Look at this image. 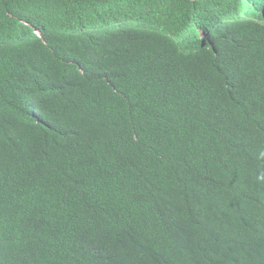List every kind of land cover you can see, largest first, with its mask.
I'll return each instance as SVG.
<instances>
[{"label":"trees","instance_id":"trees-1","mask_svg":"<svg viewBox=\"0 0 264 264\" xmlns=\"http://www.w3.org/2000/svg\"><path fill=\"white\" fill-rule=\"evenodd\" d=\"M0 264H264V0H0Z\"/></svg>","mask_w":264,"mask_h":264}]
</instances>
